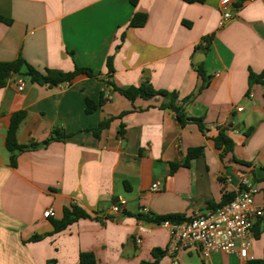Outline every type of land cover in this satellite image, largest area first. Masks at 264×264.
I'll list each match as a JSON object with an SVG mask.
<instances>
[{"label": "crops", "instance_id": "obj_1", "mask_svg": "<svg viewBox=\"0 0 264 264\" xmlns=\"http://www.w3.org/2000/svg\"><path fill=\"white\" fill-rule=\"evenodd\" d=\"M221 2L0 0V16L10 21L0 22V63L21 58L40 72L79 67L95 75L40 85L23 75L24 67L0 90V264H82V254L93 255L96 264L264 258V216L254 221L249 259L193 247L172 251L166 228L138 218L208 215L225 194H236L243 170L258 190L255 204L264 200V0L237 1L222 28ZM135 14L146 15L143 26H130ZM251 73L260 81L250 84ZM19 81L26 84L22 92ZM147 81L176 92L177 105L202 120L204 130L195 123L182 127L172 109L160 107L162 97L132 103L112 86ZM87 98L98 105L92 114ZM22 111L17 140L33 147L13 168L6 138L12 116ZM107 120L109 128L96 137L92 130ZM220 128L234 144L224 158L214 142ZM55 131L66 138L55 140ZM193 148L203 153L184 166ZM121 201L126 204L115 213ZM72 205L90 218L56 233L53 222ZM50 209L54 216L45 218ZM34 236L42 239L31 242Z\"/></svg>", "mask_w": 264, "mask_h": 264}, {"label": "trees", "instance_id": "obj_2", "mask_svg": "<svg viewBox=\"0 0 264 264\" xmlns=\"http://www.w3.org/2000/svg\"><path fill=\"white\" fill-rule=\"evenodd\" d=\"M186 3L193 4V3H203L204 0H182ZM139 0H131V4L133 6H136ZM147 21L146 15L143 14H135L131 20L130 26L133 28L141 27L143 26ZM0 22H4L9 24L10 21L0 16ZM112 58H109L107 61V67L109 70V73H112ZM26 68V71L23 75L30 78V80L34 83L40 84V85H59L65 82H70L73 78H75L77 75L83 74L88 77H95L94 73L90 69L85 68H79L76 67L75 71L72 73H62L57 72L53 70L46 69L45 72H40L34 69L33 67L27 65L23 59H18L17 61L13 63H0V90L4 88L7 84V81L11 78L13 74H22V69ZM199 75L204 78V71L201 66H199L198 69ZM250 84H254L256 82H259L261 79V76H256L253 73L250 74ZM116 91H118L121 95H123L125 98H127L130 102L134 103L138 98L149 100L154 99L157 97L163 98V103L161 104L162 109L170 108L172 109L176 116L177 120L181 124L182 127H185L189 123H195L199 126L201 131L204 130V126L202 123V120L195 119L188 117L185 114L184 108L177 105L178 100V94L176 92H168V91H161L156 90L151 85L150 82H145L139 87H129L126 89H119L116 86L112 85ZM104 103V98L102 97L101 104ZM98 109V105L93 102L91 99H86V113L92 114ZM26 117V112H18L15 113L12 116L11 125L7 133L6 138V147L11 155V166L13 168H16L17 166V158L18 155L21 152H24L28 149H31L33 146H21L18 143L17 140V132L19 129V126L21 125L22 121ZM111 123V120H107L103 123H101L97 128L93 129L92 132L96 137H100V134L103 130L109 128ZM227 129L226 128H220L218 130V135L215 137L214 142L217 149L221 150L223 152V158L225 155L232 153L234 149V144L232 139L226 134ZM56 138L55 140H64L66 138L65 133H60L58 131L54 132ZM203 153L202 148H193L188 151L187 159L184 164V166H188L190 161L198 158ZM178 165H173V170L177 169ZM236 194H225L224 196V205L229 203L235 198ZM220 206V207H222ZM219 207V208H220ZM90 218V216L79 206L72 205L70 208L64 209L63 218L60 221H54V227L55 232H60L67 227L71 226L72 224L78 222L81 219H87ZM138 218L141 220L147 222V223H154L157 225H161L165 221H170L173 223H182L189 221L187 219H184L181 216L178 215H171V216H165V217H154L152 215H144L139 214ZM42 239L41 236H34L31 238V242H38ZM81 263L82 264H96L95 258L91 254H82L81 255ZM248 264H264V258L262 260H256V261H250Z\"/></svg>", "mask_w": 264, "mask_h": 264}, {"label": "built area", "instance_id": "obj_3", "mask_svg": "<svg viewBox=\"0 0 264 264\" xmlns=\"http://www.w3.org/2000/svg\"><path fill=\"white\" fill-rule=\"evenodd\" d=\"M239 0H222V20L219 27L225 26L237 9L235 4ZM25 82L17 83L18 91L25 89ZM242 109H239L241 111ZM239 185L235 198L226 205L209 213L198 215L189 221L173 223L165 221L161 225L170 234V249L172 251L182 248H199L205 255L210 252L238 253L242 259H249V236L256 219L264 216V200L261 205L255 204L258 190L255 186L252 174L243 170L238 173ZM153 191L159 190V184L152 187ZM125 201L115 203L113 211L120 213ZM144 212L147 213L145 209ZM45 218L54 216L50 209L45 213ZM141 244V239H138Z\"/></svg>", "mask_w": 264, "mask_h": 264}]
</instances>
